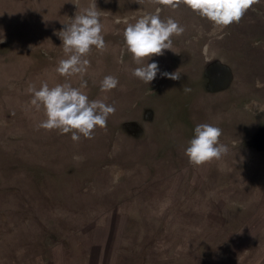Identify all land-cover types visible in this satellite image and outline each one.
<instances>
[{
	"label": "rangeland",
	"instance_id": "374dc122",
	"mask_svg": "<svg viewBox=\"0 0 264 264\" xmlns=\"http://www.w3.org/2000/svg\"><path fill=\"white\" fill-rule=\"evenodd\" d=\"M93 3L105 48L61 75L56 32ZM146 13L184 28L149 58V84L122 34ZM107 75L119 83L102 91ZM44 82L114 106L107 127L78 142L38 128L27 89ZM262 108L264 0L227 27L183 3L0 0V264H264ZM199 123L222 129L228 150L196 166L184 151Z\"/></svg>",
	"mask_w": 264,
	"mask_h": 264
},
{
	"label": "clouds",
	"instance_id": "9594fccd",
	"mask_svg": "<svg viewBox=\"0 0 264 264\" xmlns=\"http://www.w3.org/2000/svg\"><path fill=\"white\" fill-rule=\"evenodd\" d=\"M139 2V0H138ZM156 3L173 7L181 3L206 18L216 26L227 27L239 23L244 14L259 0H155ZM77 8L79 5L76 4ZM96 3L76 12L71 22L66 24L56 35L62 41L67 58L60 59L56 71L64 76L80 73L88 61L83 59L95 46L98 50L105 48V41L100 23V13ZM184 28L178 21L169 17L162 20L158 14L146 13L136 19L135 23H126L123 30L127 51L134 62L140 65L132 70V75L149 84L159 71L158 63L148 60L153 55H163L165 49L172 50L171 37L181 35ZM147 63H143L144 60ZM161 76L173 80L180 79V73L161 72ZM115 76L107 75L101 81V90L110 91L118 85ZM257 86H262L257 80ZM185 91L190 88L184 86ZM27 91L33 95L32 104L42 106L46 119L37 127L45 130H59L62 134L72 133V140L79 141L81 135L93 138L96 127L106 128L107 118L114 114L115 107L100 100H89L80 88L70 83L56 84L53 87L44 82L37 89L29 85ZM264 111V108L261 109ZM222 129L209 123H199L194 128V135L188 141L184 154L189 162L199 166L213 159H220L226 154L227 146L220 143ZM82 159L81 157H74Z\"/></svg>",
	"mask_w": 264,
	"mask_h": 264
}]
</instances>
